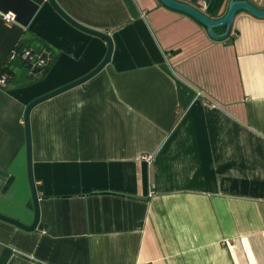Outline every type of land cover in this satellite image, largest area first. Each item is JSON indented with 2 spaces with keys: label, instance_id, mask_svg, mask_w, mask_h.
I'll return each instance as SVG.
<instances>
[{
  "label": "crops",
  "instance_id": "1",
  "mask_svg": "<svg viewBox=\"0 0 264 264\" xmlns=\"http://www.w3.org/2000/svg\"><path fill=\"white\" fill-rule=\"evenodd\" d=\"M176 1L221 19L231 0ZM56 2L114 51L32 111L40 224L0 221V264H264V20L239 12L216 41L160 0ZM107 53L49 0H0V214L34 222L27 107Z\"/></svg>",
  "mask_w": 264,
  "mask_h": 264
},
{
  "label": "water",
  "instance_id": "2",
  "mask_svg": "<svg viewBox=\"0 0 264 264\" xmlns=\"http://www.w3.org/2000/svg\"><path fill=\"white\" fill-rule=\"evenodd\" d=\"M164 6L167 8L186 14L196 21H198L200 24H202L204 27H206L208 35L210 38L216 41H224L231 37L235 18L236 15L239 12H246L258 19L264 20V10L259 9L252 5L248 1H242V0H231L229 4V10L227 14L221 18V19H213L210 18L207 14L201 12L199 9L178 2L176 0H160ZM49 2L52 4V6L55 8V10L64 18L66 19L70 24H72L77 29L90 34L92 36L98 37L108 44V53L106 55V58L104 61L90 74L87 76L81 78L80 80L73 82L67 86H64L54 92H51L45 96H42L36 100H34L26 109L25 112V128H26V142H27V168H28V178H29V184L32 192V198L34 203V212H35V218L34 222L31 226H26L22 224L21 222L9 218L7 216H4L0 214V221L6 222L8 224H11L21 230H24L26 232H34L37 230L40 224V197L37 191L36 182L34 179L33 174V162H32V134H31V113L32 111L40 104L57 97L65 92H68L72 89H75L79 86H82L95 78L97 75H99L111 62L112 55L114 51V44L111 39V37L107 34L100 33L94 30H90L88 28H85L84 26H81L80 24L76 23L74 20H72L57 4L56 0H49ZM224 32L222 34H218L217 30L223 29Z\"/></svg>",
  "mask_w": 264,
  "mask_h": 264
},
{
  "label": "built area",
  "instance_id": "3",
  "mask_svg": "<svg viewBox=\"0 0 264 264\" xmlns=\"http://www.w3.org/2000/svg\"><path fill=\"white\" fill-rule=\"evenodd\" d=\"M199 10L203 13L207 11V5L204 2H201ZM3 19L7 23L15 22V16L13 14H6L3 16ZM19 59L23 64H25L30 73H35L36 75H43L44 71L48 66V58L43 53L34 52L30 49H23L21 51H15L12 55V60ZM10 76L7 73H4L0 77V85L4 86Z\"/></svg>",
  "mask_w": 264,
  "mask_h": 264
},
{
  "label": "trees",
  "instance_id": "4",
  "mask_svg": "<svg viewBox=\"0 0 264 264\" xmlns=\"http://www.w3.org/2000/svg\"><path fill=\"white\" fill-rule=\"evenodd\" d=\"M219 30H224V28H223V29H219ZM217 31H218V30H217ZM4 73H5V72H4ZM46 73H47V70L44 71L42 77H43Z\"/></svg>",
  "mask_w": 264,
  "mask_h": 264
},
{
  "label": "rangeland",
  "instance_id": "5",
  "mask_svg": "<svg viewBox=\"0 0 264 264\" xmlns=\"http://www.w3.org/2000/svg\"><path fill=\"white\" fill-rule=\"evenodd\" d=\"M29 182V181H28ZM29 188H30V184H29ZM30 192H31V188H30ZM32 193V192H31ZM32 195V194H31Z\"/></svg>",
  "mask_w": 264,
  "mask_h": 264
}]
</instances>
